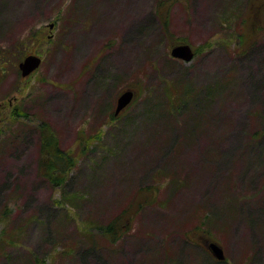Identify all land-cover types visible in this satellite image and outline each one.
I'll use <instances>...</instances> for the list:
<instances>
[{
  "label": "rangeland",
  "instance_id": "obj_1",
  "mask_svg": "<svg viewBox=\"0 0 264 264\" xmlns=\"http://www.w3.org/2000/svg\"><path fill=\"white\" fill-rule=\"evenodd\" d=\"M158 1L0 0V264H264V30L241 44L264 0H164L167 34ZM42 120L76 158L63 184L38 168Z\"/></svg>",
  "mask_w": 264,
  "mask_h": 264
},
{
  "label": "trees",
  "instance_id": "obj_2",
  "mask_svg": "<svg viewBox=\"0 0 264 264\" xmlns=\"http://www.w3.org/2000/svg\"><path fill=\"white\" fill-rule=\"evenodd\" d=\"M168 2L164 0H159L157 4V16L160 19V22L163 25L165 34L168 33L169 29V14L165 11L168 9ZM257 32H248L241 34L243 43H250V40H253L255 36H259L261 30H264V23L262 22L260 25L256 26ZM240 36V35H239ZM244 36V37H243ZM8 59H3V56L0 54V69L5 65ZM1 72V71H0ZM11 116L14 118L23 117L25 116L24 111L18 105L13 108L11 111ZM111 119H115L117 116L111 114ZM38 153H39V160H38V168L40 173L49 179L54 185L55 184H63L65 181L66 176L69 174L70 170L73 168L76 162L75 156L72 152L64 151L59 147L58 140L53 128L50 124L42 120L38 124ZM151 190V189H150ZM149 190V191H150ZM152 197L151 195H149ZM148 196V197H149ZM148 197L147 198L148 200ZM139 205L141 201L138 202ZM130 220H117L111 219L107 223L103 225H99L97 229L101 231V236L106 238L109 242H115L118 240L123 233L129 228L128 222ZM194 242V239H192ZM93 246H86V248H82L83 252L89 253ZM206 252H209L204 245ZM208 255L212 256L210 253ZM212 258V257H211Z\"/></svg>",
  "mask_w": 264,
  "mask_h": 264
},
{
  "label": "water",
  "instance_id": "obj_3",
  "mask_svg": "<svg viewBox=\"0 0 264 264\" xmlns=\"http://www.w3.org/2000/svg\"><path fill=\"white\" fill-rule=\"evenodd\" d=\"M52 26V23L50 24ZM173 57L180 58L184 61H190L193 58V50L187 43L176 44L171 47ZM41 63V58L36 54H27L18 62V69L21 76L25 77L33 72ZM134 91L131 88L123 90L116 98L113 114L117 115L133 99ZM207 248L217 260H224L225 254L223 248L215 241L207 243Z\"/></svg>",
  "mask_w": 264,
  "mask_h": 264
}]
</instances>
